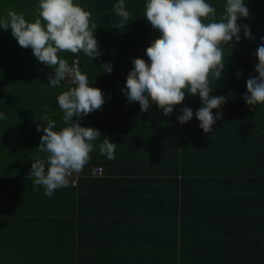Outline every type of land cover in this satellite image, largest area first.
Returning a JSON list of instances; mask_svg holds the SVG:
<instances>
[{
	"label": "trees",
	"instance_id": "1",
	"mask_svg": "<svg viewBox=\"0 0 264 264\" xmlns=\"http://www.w3.org/2000/svg\"><path fill=\"white\" fill-rule=\"evenodd\" d=\"M38 2L0 0V18L11 9L32 22ZM73 2L91 13L102 55H59L70 65L78 57L89 86L102 91V108L80 123L116 143L115 159L101 155L96 142L76 186L51 198L42 186L33 188L31 164L46 156L37 148L47 123L41 118L55 120L57 130L64 126L56 97L73 85L66 79L49 86L52 69L20 47L11 28H0V112L7 116L0 120V264H264V105L253 112L243 99L247 79L258 75L264 0H244L250 15L237 21L254 39L242 29L239 42L225 45V69L210 95L231 90L235 98L227 99L211 133L195 117L198 93L186 92L165 116L152 102L141 112L121 91L132 60L150 63L145 49L161 35L144 17L146 0H125L131 15L123 30L112 26L120 20L118 0ZM207 2L219 15L226 0ZM109 61L110 74L101 65ZM184 107L193 118L180 124ZM14 151L25 157L9 162ZM95 166L101 176L91 173Z\"/></svg>",
	"mask_w": 264,
	"mask_h": 264
},
{
	"label": "clouds",
	"instance_id": "2",
	"mask_svg": "<svg viewBox=\"0 0 264 264\" xmlns=\"http://www.w3.org/2000/svg\"><path fill=\"white\" fill-rule=\"evenodd\" d=\"M113 7L120 20L112 26L123 30L131 13L126 9L125 0H118ZM35 12L34 21L29 22L22 13L9 9L0 18V28L5 31L11 28V35L19 46L31 48L38 61L52 69L47 77L49 86L59 87L66 79L73 85L56 97L64 126L57 130L55 120L48 115L41 118L47 123L37 148L46 156L38 155L27 174L33 188L42 186L44 195L51 198L57 189L67 187L69 177L79 173L90 161L96 142L100 154L109 160L115 159L116 143L107 136L101 140L99 129L81 126L84 117L102 108L105 98L99 88L89 86L87 74L80 71L76 62L70 65L59 55L83 53L90 59L102 55L94 36L97 24L90 23L91 13L73 0H39ZM249 15L244 0H226L219 15L207 0H146L144 17L161 35L145 49L150 63L142 58L132 60L133 68L121 90L127 102H138L141 112L149 110L150 102L155 103L168 116L174 106L184 101L186 92L198 93L202 106L195 117L203 132L211 133L216 121L222 119L220 110L227 99L235 98L231 90L227 96L210 95L211 85L222 78L225 45L230 46L234 39L239 42L242 29L246 39H254L247 25L237 23ZM260 39L262 43L254 53L258 75L247 79V93L243 96L253 112L256 105H264V37ZM101 65L104 73H111V61ZM180 111L182 115L177 117L180 124L193 118L191 108ZM74 116L79 119L73 120ZM4 119L7 116L0 112V120ZM41 127L37 125L38 132Z\"/></svg>",
	"mask_w": 264,
	"mask_h": 264
},
{
	"label": "built area",
	"instance_id": "3",
	"mask_svg": "<svg viewBox=\"0 0 264 264\" xmlns=\"http://www.w3.org/2000/svg\"><path fill=\"white\" fill-rule=\"evenodd\" d=\"M73 62H76L78 64V67H79V59L78 57H75L73 60H72V63L71 65L73 64ZM69 81V80H68ZM91 173L94 175V176H101L103 171H102V167H99V166H95L93 168H91ZM79 174H81V171L79 173H73L70 177H69V185H72V186H76L77 185V181H78V176Z\"/></svg>",
	"mask_w": 264,
	"mask_h": 264
},
{
	"label": "rangeland",
	"instance_id": "4",
	"mask_svg": "<svg viewBox=\"0 0 264 264\" xmlns=\"http://www.w3.org/2000/svg\"><path fill=\"white\" fill-rule=\"evenodd\" d=\"M19 115V114H18ZM20 116V115H19ZM22 153H23V151H22ZM9 155H7V159L8 160H11V159H17V158H23V157H25V156H23L21 153H17L16 151H14L13 153L12 152H10V153H8ZM12 155H14V156H12ZM0 157H4V156H0ZM14 161H12L11 160V163H13ZM9 165V164H8ZM7 165V166H8ZM10 169H12V167H9Z\"/></svg>",
	"mask_w": 264,
	"mask_h": 264
},
{
	"label": "crops",
	"instance_id": "5",
	"mask_svg": "<svg viewBox=\"0 0 264 264\" xmlns=\"http://www.w3.org/2000/svg\"><path fill=\"white\" fill-rule=\"evenodd\" d=\"M27 93H30V91H28ZM120 156H121V158H124L125 157V155L122 153V154H120ZM12 161L14 160V159H11ZM11 160H9V162H11ZM96 177H98V176H96ZM119 177H124L122 174H119Z\"/></svg>",
	"mask_w": 264,
	"mask_h": 264
}]
</instances>
